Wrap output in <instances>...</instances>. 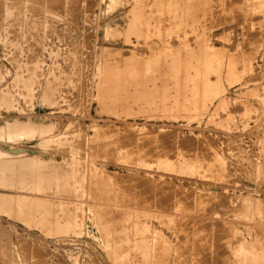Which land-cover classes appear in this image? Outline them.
Instances as JSON below:
<instances>
[{"label": "rangeland", "instance_id": "1", "mask_svg": "<svg viewBox=\"0 0 264 264\" xmlns=\"http://www.w3.org/2000/svg\"><path fill=\"white\" fill-rule=\"evenodd\" d=\"M0 264H264V0H0Z\"/></svg>", "mask_w": 264, "mask_h": 264}, {"label": "bare ground", "instance_id": "2", "mask_svg": "<svg viewBox=\"0 0 264 264\" xmlns=\"http://www.w3.org/2000/svg\"><path fill=\"white\" fill-rule=\"evenodd\" d=\"M17 2V1H16ZM22 3V2H21ZM20 5V4H19ZM226 5V4H225ZM206 7V6H205ZM6 9V8H5ZM211 9H213V8H211ZM225 9V8H224ZM13 10V9H12ZM7 15V14H6ZM9 15V14H8ZM197 15V14H196ZM17 16V15H16ZM225 17V16H224ZM23 18V17H22ZM20 19V18H19ZM18 19V20H19ZM19 22H21V21H19ZM13 23H14V21H13ZM17 23V22H16ZM35 24V23H34ZM9 25V24H8ZM19 25V24H18ZM10 28V27H9ZM13 28V27H12ZM19 28H21V27H19ZM6 29H8V28H6ZM25 29V28H24ZM15 30V29H14ZM19 32V31H18ZM93 170V169H92ZM77 171H78V169H77ZM89 172V171H88ZM96 172V171H95ZM98 172V171H97ZM53 205V204H52ZM94 226V225H93ZM99 234V233H98Z\"/></svg>", "mask_w": 264, "mask_h": 264}]
</instances>
